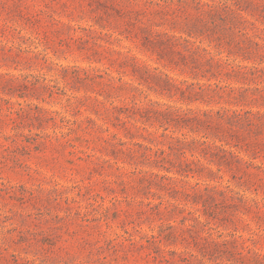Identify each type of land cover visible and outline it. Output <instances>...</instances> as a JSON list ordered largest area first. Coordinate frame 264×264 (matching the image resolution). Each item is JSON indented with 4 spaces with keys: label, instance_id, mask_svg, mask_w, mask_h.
Returning <instances> with one entry per match:
<instances>
[{
    "label": "rangeland",
    "instance_id": "1",
    "mask_svg": "<svg viewBox=\"0 0 264 264\" xmlns=\"http://www.w3.org/2000/svg\"><path fill=\"white\" fill-rule=\"evenodd\" d=\"M0 264H264V0H0Z\"/></svg>",
    "mask_w": 264,
    "mask_h": 264
}]
</instances>
